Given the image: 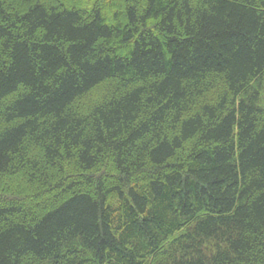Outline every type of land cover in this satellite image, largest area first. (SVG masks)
<instances>
[{
    "label": "trees",
    "instance_id": "trees-1",
    "mask_svg": "<svg viewBox=\"0 0 264 264\" xmlns=\"http://www.w3.org/2000/svg\"><path fill=\"white\" fill-rule=\"evenodd\" d=\"M0 264H264V0H0Z\"/></svg>",
    "mask_w": 264,
    "mask_h": 264
}]
</instances>
